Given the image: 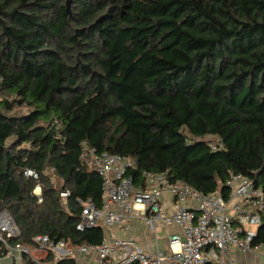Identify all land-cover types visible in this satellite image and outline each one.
Listing matches in <instances>:
<instances>
[{"label":"trees","instance_id":"1","mask_svg":"<svg viewBox=\"0 0 264 264\" xmlns=\"http://www.w3.org/2000/svg\"><path fill=\"white\" fill-rule=\"evenodd\" d=\"M84 143L132 160L136 189L152 172L224 198L243 175L264 193V0H0V213L19 230L12 246L103 242L102 226L77 228L81 202L104 201ZM257 232L254 247L264 213ZM45 261L77 264L51 251Z\"/></svg>","mask_w":264,"mask_h":264},{"label":"built area","instance_id":"2","mask_svg":"<svg viewBox=\"0 0 264 264\" xmlns=\"http://www.w3.org/2000/svg\"><path fill=\"white\" fill-rule=\"evenodd\" d=\"M220 140L210 146L220 149ZM82 160L102 178L104 201L99 209L92 201L84 205L78 230L102 226L105 231L122 227L128 231L136 214L143 217L149 232L157 234L158 228H178L181 232L169 233L168 248H157L147 253L133 236L107 238L99 246L83 245L69 250L64 241L55 243L48 236H36L35 249L11 245L19 236V230L7 211L0 213V264H20L15 260L29 255L37 264H51L39 255L51 251L55 260L77 255L96 254L97 264H238L231 253L253 252L264 245L253 246L262 223L264 193L249 177L233 175L225 186L229 198L220 192L204 194L182 182H171L167 173L143 172V184L136 189L129 176L135 164L117 154L98 153L84 143ZM28 178L37 179L39 174L26 171ZM35 194L41 199V188ZM172 198L166 204L164 197ZM64 199L70 192L61 193ZM169 207L170 210L166 207ZM137 217V216H136ZM38 254V256H35Z\"/></svg>","mask_w":264,"mask_h":264},{"label":"crops","instance_id":"3","mask_svg":"<svg viewBox=\"0 0 264 264\" xmlns=\"http://www.w3.org/2000/svg\"><path fill=\"white\" fill-rule=\"evenodd\" d=\"M164 201L167 204H170L172 202V198L169 194H166L164 197ZM170 210V208L167 206ZM141 214V213H140ZM136 214L132 221V227L130 230L126 231L122 227H114L110 230H107L105 233V237L107 238H124L133 236L137 243L147 252V253H154L157 248L161 249H167L168 248V235L169 233H179L181 232L180 229L174 227L170 229H164L159 227L157 234L149 232V230L146 227V223L143 217H140ZM166 233V239L162 242V237L159 233ZM35 256H38V254H35ZM48 255H39V257L46 258ZM231 257H233L238 264H264V248L255 249L253 252H233L230 254ZM77 264H97V255L96 254H87V255H77L73 257ZM16 262H19L20 264H24L23 257L21 261L15 260ZM3 264H10V261L4 260Z\"/></svg>","mask_w":264,"mask_h":264},{"label":"rangeland","instance_id":"4","mask_svg":"<svg viewBox=\"0 0 264 264\" xmlns=\"http://www.w3.org/2000/svg\"><path fill=\"white\" fill-rule=\"evenodd\" d=\"M206 140L209 141V142H212V141L215 142V139L214 138H211V137H208ZM159 234L161 235V237H162L161 239H162V242H163L164 239H166L165 238L166 237V233H163V232L161 233L160 232Z\"/></svg>","mask_w":264,"mask_h":264},{"label":"water","instance_id":"5","mask_svg":"<svg viewBox=\"0 0 264 264\" xmlns=\"http://www.w3.org/2000/svg\"><path fill=\"white\" fill-rule=\"evenodd\" d=\"M67 11L70 13V1L67 3Z\"/></svg>","mask_w":264,"mask_h":264}]
</instances>
